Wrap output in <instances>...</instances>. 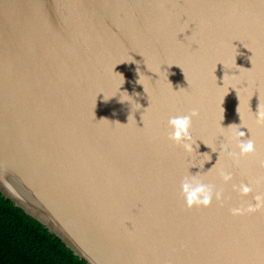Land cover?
Instances as JSON below:
<instances>
[{"label": "water", "instance_id": "water-1", "mask_svg": "<svg viewBox=\"0 0 264 264\" xmlns=\"http://www.w3.org/2000/svg\"><path fill=\"white\" fill-rule=\"evenodd\" d=\"M261 111L264 0H0V191L88 264H264Z\"/></svg>", "mask_w": 264, "mask_h": 264}, {"label": "trees", "instance_id": "trees-1", "mask_svg": "<svg viewBox=\"0 0 264 264\" xmlns=\"http://www.w3.org/2000/svg\"><path fill=\"white\" fill-rule=\"evenodd\" d=\"M0 264H88L0 191Z\"/></svg>", "mask_w": 264, "mask_h": 264}, {"label": "clouds", "instance_id": "clouds-1", "mask_svg": "<svg viewBox=\"0 0 264 264\" xmlns=\"http://www.w3.org/2000/svg\"><path fill=\"white\" fill-rule=\"evenodd\" d=\"M120 102H122L120 100ZM198 115V112L192 111L187 115L173 116L168 120V126L171 129L169 134V139L176 144L181 145L185 151L191 153L193 151L192 147V137L190 130L192 127V120ZM259 121L264 122V111L258 114ZM243 132L237 133L238 137H242ZM237 146L239 148V153L229 152L228 155L233 158H238L239 156L251 155L255 152V144L251 139L246 142H238ZM225 182L231 180L230 174L221 173ZM182 194L184 196L185 202L189 208L193 206H208L215 195L216 199H220V193L213 191V188L209 185L204 184L196 177H185L181 185ZM251 191L250 188L242 186V192L248 194ZM258 201L262 198L257 197ZM254 209L249 208V211Z\"/></svg>", "mask_w": 264, "mask_h": 264}]
</instances>
